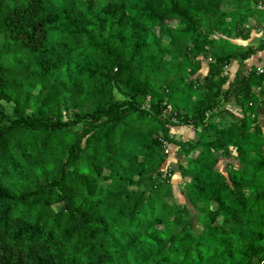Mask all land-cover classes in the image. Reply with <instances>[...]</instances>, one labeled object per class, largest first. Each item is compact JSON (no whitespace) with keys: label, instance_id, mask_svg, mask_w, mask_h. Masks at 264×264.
<instances>
[{"label":"trees","instance_id":"16d2710c","mask_svg":"<svg viewBox=\"0 0 264 264\" xmlns=\"http://www.w3.org/2000/svg\"><path fill=\"white\" fill-rule=\"evenodd\" d=\"M258 3L0 0V264H264Z\"/></svg>","mask_w":264,"mask_h":264},{"label":"crops","instance_id":"0c3cea01","mask_svg":"<svg viewBox=\"0 0 264 264\" xmlns=\"http://www.w3.org/2000/svg\"><path fill=\"white\" fill-rule=\"evenodd\" d=\"M259 33L260 32L255 34L251 32L247 40L239 41L241 43L240 45H242L243 47H250L251 52L248 55V57L245 58L243 61H239V60L230 61L229 65L225 69L229 80L233 79L236 72L240 71L242 73H245L246 71L253 70L255 67H264V45L260 46V42L257 45H251V39H253V37ZM262 33H264V30ZM258 97H259L258 100L260 101V104L255 109L256 120L258 124L260 125L261 132L264 134V89H262V94L260 93ZM231 108L233 110V113L236 116L241 115V111L239 108L234 107V106H231ZM181 127L183 128L187 126H181ZM188 135L190 136L192 135L191 130L189 131V134L187 133V136Z\"/></svg>","mask_w":264,"mask_h":264},{"label":"rangeland","instance_id":"374dc122","mask_svg":"<svg viewBox=\"0 0 264 264\" xmlns=\"http://www.w3.org/2000/svg\"><path fill=\"white\" fill-rule=\"evenodd\" d=\"M261 25H262V23H261ZM257 27H260V26H257ZM260 29V30H259ZM258 32H260L259 34H257V35H255L254 37H253V39H251V45H257L259 42H260V40H261V37H262V35L264 34V33H262L263 32V30H264V28L263 27H260V28H258ZM253 33H255L256 34V31L254 32V31H252ZM237 44H241L238 40H236L235 41ZM203 70H201V72H202ZM258 89L259 88H256V90H255V93H257V91H258ZM191 130V128L190 127H173V128H171L170 129V135L174 138V139H178V140H181V141H185V140H188V139H190L191 137H192V135L190 136V135H188L187 136V133L189 134V131ZM185 132V133H183V132ZM232 162L235 164V165H237L236 164V162H235V160H232ZM167 165H172L173 167H174V161H173V159L171 158V157H168V158H166V162H165ZM224 164V161L222 160V159H219V162H218V164H217V167L220 169V170H222V167L224 166L223 165ZM163 167H164V165H163ZM178 181V177H177V173H176V171H175V173L172 175V177H171V182H172V185L174 186V192H173V196H174V199L176 200V202H179V203H183V202H185L178 194H177V190H176V188H175V183Z\"/></svg>","mask_w":264,"mask_h":264},{"label":"built area","instance_id":"2783aa9c","mask_svg":"<svg viewBox=\"0 0 264 264\" xmlns=\"http://www.w3.org/2000/svg\"><path fill=\"white\" fill-rule=\"evenodd\" d=\"M256 8L259 10V11H262L264 12V3H258ZM261 40L262 42L264 43V34L262 35L261 37ZM253 72L256 76H260L261 79H262V85H261V88L264 89V67H255L253 69Z\"/></svg>","mask_w":264,"mask_h":264}]
</instances>
